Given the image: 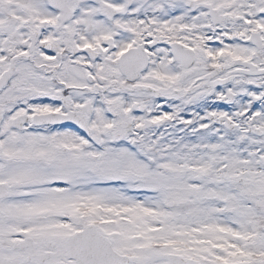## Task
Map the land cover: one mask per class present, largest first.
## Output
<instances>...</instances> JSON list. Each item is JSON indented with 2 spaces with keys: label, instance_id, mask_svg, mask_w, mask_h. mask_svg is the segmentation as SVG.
<instances>
[{
  "label": "snow or ice",
  "instance_id": "obj_1",
  "mask_svg": "<svg viewBox=\"0 0 264 264\" xmlns=\"http://www.w3.org/2000/svg\"><path fill=\"white\" fill-rule=\"evenodd\" d=\"M0 264H264V0H0Z\"/></svg>",
  "mask_w": 264,
  "mask_h": 264
}]
</instances>
